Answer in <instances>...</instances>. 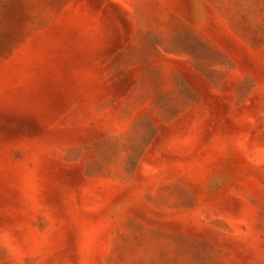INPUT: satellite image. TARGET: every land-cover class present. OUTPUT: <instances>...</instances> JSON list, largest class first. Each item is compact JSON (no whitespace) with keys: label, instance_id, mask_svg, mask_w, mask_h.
<instances>
[{"label":"rangeland","instance_id":"obj_1","mask_svg":"<svg viewBox=\"0 0 264 264\" xmlns=\"http://www.w3.org/2000/svg\"><path fill=\"white\" fill-rule=\"evenodd\" d=\"M0 264H264V0H0Z\"/></svg>","mask_w":264,"mask_h":264}]
</instances>
